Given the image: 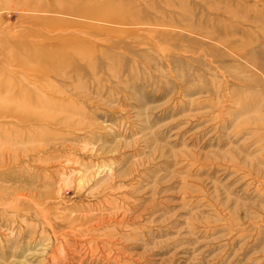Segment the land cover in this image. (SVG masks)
Masks as SVG:
<instances>
[{
    "label": "rangeland",
    "instance_id": "1",
    "mask_svg": "<svg viewBox=\"0 0 264 264\" xmlns=\"http://www.w3.org/2000/svg\"><path fill=\"white\" fill-rule=\"evenodd\" d=\"M0 264H264V0H0Z\"/></svg>",
    "mask_w": 264,
    "mask_h": 264
}]
</instances>
